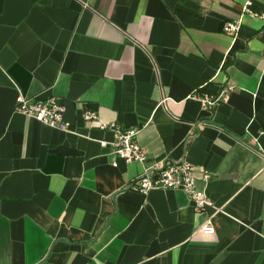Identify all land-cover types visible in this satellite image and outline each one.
<instances>
[{
    "label": "crops",
    "instance_id": "crops-1",
    "mask_svg": "<svg viewBox=\"0 0 264 264\" xmlns=\"http://www.w3.org/2000/svg\"><path fill=\"white\" fill-rule=\"evenodd\" d=\"M263 17L264 0H0V264H264ZM19 96L60 98L69 130ZM111 122L144 162L100 147ZM178 159L218 212L131 186Z\"/></svg>",
    "mask_w": 264,
    "mask_h": 264
},
{
    "label": "built area",
    "instance_id": "built-area-1",
    "mask_svg": "<svg viewBox=\"0 0 264 264\" xmlns=\"http://www.w3.org/2000/svg\"><path fill=\"white\" fill-rule=\"evenodd\" d=\"M246 8L249 6V1L246 2ZM264 18V17H263ZM239 23L235 20L227 21L223 27V31L227 34H235L238 30ZM219 96L201 95L197 97L200 105L209 109L217 103ZM14 110L27 117H31L42 124L67 132L70 127V122L64 117L65 104L57 97H32L24 98L19 96L15 102ZM83 118L86 120H97L95 111H84ZM100 129H111L114 133V139L107 143L99 141L102 148L109 147L115 154V158L123 162H144L147 154L136 141L137 131L133 128H121L117 123H99ZM116 165L114 161L112 163ZM203 178L206 180L207 175ZM131 186L137 191L147 192L151 189H180L189 197L193 209L196 212H202L207 207L214 209V212L219 210L214 208L210 196L205 190H198L195 187V178L193 177V167L190 162L185 159L157 161L151 166L143 169L141 174L135 179ZM203 233H213L215 228L206 220L199 229Z\"/></svg>",
    "mask_w": 264,
    "mask_h": 264
}]
</instances>
